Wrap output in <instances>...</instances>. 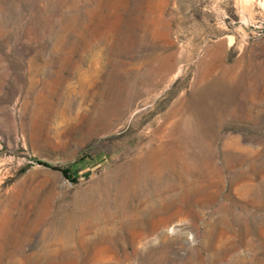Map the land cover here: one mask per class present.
Wrapping results in <instances>:
<instances>
[{
	"label": "rangeland",
	"instance_id": "1",
	"mask_svg": "<svg viewBox=\"0 0 264 264\" xmlns=\"http://www.w3.org/2000/svg\"><path fill=\"white\" fill-rule=\"evenodd\" d=\"M0 264H264V0H0Z\"/></svg>",
	"mask_w": 264,
	"mask_h": 264
},
{
	"label": "trees",
	"instance_id": "2",
	"mask_svg": "<svg viewBox=\"0 0 264 264\" xmlns=\"http://www.w3.org/2000/svg\"><path fill=\"white\" fill-rule=\"evenodd\" d=\"M107 162V154L105 152H100L94 156H84L77 161L73 162L69 167H54L57 170H60L64 173L67 177L72 175V180H75L80 173V170L85 168H92L96 166H100Z\"/></svg>",
	"mask_w": 264,
	"mask_h": 264
},
{
	"label": "bare ground",
	"instance_id": "3",
	"mask_svg": "<svg viewBox=\"0 0 264 264\" xmlns=\"http://www.w3.org/2000/svg\"><path fill=\"white\" fill-rule=\"evenodd\" d=\"M148 165V164H147Z\"/></svg>",
	"mask_w": 264,
	"mask_h": 264
}]
</instances>
